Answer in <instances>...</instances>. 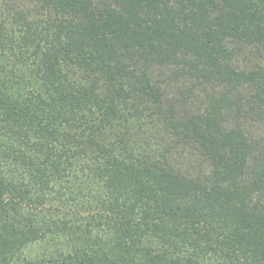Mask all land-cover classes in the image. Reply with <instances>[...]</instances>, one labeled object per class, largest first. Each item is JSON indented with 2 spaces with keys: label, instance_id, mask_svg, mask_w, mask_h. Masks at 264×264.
<instances>
[{
  "label": "trees",
  "instance_id": "trees-1",
  "mask_svg": "<svg viewBox=\"0 0 264 264\" xmlns=\"http://www.w3.org/2000/svg\"><path fill=\"white\" fill-rule=\"evenodd\" d=\"M0 264H264V0H0Z\"/></svg>",
  "mask_w": 264,
  "mask_h": 264
}]
</instances>
